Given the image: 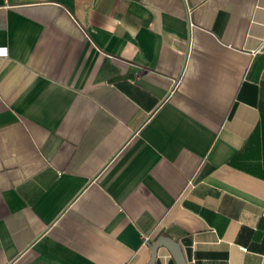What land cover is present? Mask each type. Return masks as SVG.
<instances>
[{
	"label": "crops",
	"instance_id": "0c3cea01",
	"mask_svg": "<svg viewBox=\"0 0 264 264\" xmlns=\"http://www.w3.org/2000/svg\"><path fill=\"white\" fill-rule=\"evenodd\" d=\"M0 48V264H264V0H0Z\"/></svg>",
	"mask_w": 264,
	"mask_h": 264
},
{
	"label": "water",
	"instance_id": "95a60500",
	"mask_svg": "<svg viewBox=\"0 0 264 264\" xmlns=\"http://www.w3.org/2000/svg\"><path fill=\"white\" fill-rule=\"evenodd\" d=\"M162 246L168 248V250L171 252V254L173 255V257L175 258L178 264H188L181 245L173 238L164 237V236L159 237L152 244V255L149 264H156L158 249Z\"/></svg>",
	"mask_w": 264,
	"mask_h": 264
},
{
	"label": "clouds",
	"instance_id": "9594fccd",
	"mask_svg": "<svg viewBox=\"0 0 264 264\" xmlns=\"http://www.w3.org/2000/svg\"><path fill=\"white\" fill-rule=\"evenodd\" d=\"M116 25H124V21L122 20H116V19H112L110 20L106 27H107V30L110 31L112 34H115V26Z\"/></svg>",
	"mask_w": 264,
	"mask_h": 264
},
{
	"label": "built area",
	"instance_id": "2783aa9c",
	"mask_svg": "<svg viewBox=\"0 0 264 264\" xmlns=\"http://www.w3.org/2000/svg\"><path fill=\"white\" fill-rule=\"evenodd\" d=\"M0 50L3 52V54H0V57H8L9 53L7 48H0ZM188 184L193 185V180H190ZM243 250L246 251L247 249L244 247Z\"/></svg>",
	"mask_w": 264,
	"mask_h": 264
},
{
	"label": "snow or ice",
	"instance_id": "6c2138e0",
	"mask_svg": "<svg viewBox=\"0 0 264 264\" xmlns=\"http://www.w3.org/2000/svg\"><path fill=\"white\" fill-rule=\"evenodd\" d=\"M0 54H3L2 50H0Z\"/></svg>",
	"mask_w": 264,
	"mask_h": 264
}]
</instances>
